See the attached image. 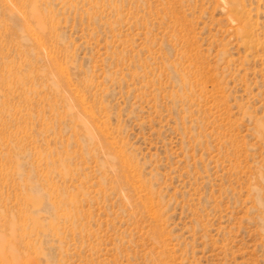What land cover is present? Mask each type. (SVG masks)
Masks as SVG:
<instances>
[{"label": "rangeland", "instance_id": "374dc122", "mask_svg": "<svg viewBox=\"0 0 264 264\" xmlns=\"http://www.w3.org/2000/svg\"><path fill=\"white\" fill-rule=\"evenodd\" d=\"M0 264H264V0H0Z\"/></svg>", "mask_w": 264, "mask_h": 264}]
</instances>
